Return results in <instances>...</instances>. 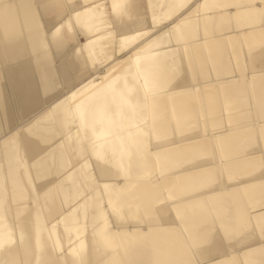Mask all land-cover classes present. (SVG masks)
Instances as JSON below:
<instances>
[{
  "label": "bare ground",
  "instance_id": "obj_1",
  "mask_svg": "<svg viewBox=\"0 0 264 264\" xmlns=\"http://www.w3.org/2000/svg\"><path fill=\"white\" fill-rule=\"evenodd\" d=\"M0 264H264V0H0Z\"/></svg>",
  "mask_w": 264,
  "mask_h": 264
},
{
  "label": "rangeland",
  "instance_id": "obj_2",
  "mask_svg": "<svg viewBox=\"0 0 264 264\" xmlns=\"http://www.w3.org/2000/svg\"><path fill=\"white\" fill-rule=\"evenodd\" d=\"M188 2V0H183V2ZM65 13V9L64 10H59L58 12H57V14H56V17H58V18H62L61 16H63L64 15V13ZM112 39V38H111ZM111 39H108V40H106L105 42H104V46L102 47V50L99 52V54L97 55V56H95V58H94V60H95V63L96 62H107L108 60H109V58H110V56H111V53H110V49H111V47L112 46H114L115 44H116V46L117 47H119V44L118 43H116V38H114L113 40H112V42H111ZM125 39L127 40V42L125 43V45L128 43V38H126L125 37ZM120 48V47H119ZM84 68V67H83ZM168 81V79H166L165 77H163L162 78V83H165V82H167ZM201 105H203V103H200ZM229 108V106H227V107H225L224 106V110L226 111V112H230V111H233V107H231V110H229L228 109ZM207 109H209V107L208 108H203L202 110H201V112L203 113V115H205L206 114V111H209V110H207ZM206 110V111H205ZM201 117H203V116H201ZM235 119V117H233V119L231 120V122H233V120ZM203 124V123H202ZM225 154H233V150L231 151V152H226ZM224 177L225 178H233V176L231 175H228V174H225L224 175ZM158 208V207H157ZM113 211H117V209H112ZM124 210V208H122V211ZM246 230V229H245Z\"/></svg>",
  "mask_w": 264,
  "mask_h": 264
}]
</instances>
